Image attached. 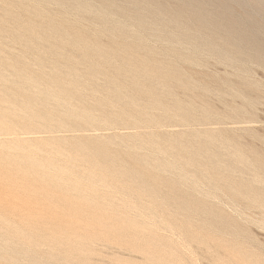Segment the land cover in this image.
<instances>
[{
	"label": "rangeland",
	"instance_id": "rangeland-1",
	"mask_svg": "<svg viewBox=\"0 0 264 264\" xmlns=\"http://www.w3.org/2000/svg\"><path fill=\"white\" fill-rule=\"evenodd\" d=\"M88 205L89 264H264V0H0V264L87 262Z\"/></svg>",
	"mask_w": 264,
	"mask_h": 264
},
{
	"label": "bare ground",
	"instance_id": "bare-ground-1",
	"mask_svg": "<svg viewBox=\"0 0 264 264\" xmlns=\"http://www.w3.org/2000/svg\"><path fill=\"white\" fill-rule=\"evenodd\" d=\"M205 2V1H204ZM206 3V2H205ZM199 5V4H198ZM208 13V12H207ZM205 17V16H204ZM204 22H205V20H204ZM208 22V21H207ZM260 27V26H259ZM253 32V31H252ZM229 35V34H228ZM93 174V173H92ZM98 174V173H97ZM100 175V174H99ZM98 175V176H99ZM106 176V175H105ZM146 178V177H145ZM138 187V186H137ZM146 188V187H145ZM169 191V190H168ZM158 192V191H157ZM167 192V191H166ZM160 193V192H159ZM96 194V193H95ZM116 194V193H115ZM155 194V193H154ZM144 195V194H143ZM157 195V194H156ZM103 196V195H102ZM119 196H120V194H119ZM162 196V195H161ZM106 197V196H105ZM111 199V198H110ZM129 199H131V198H129ZM148 199V198H147ZM127 200V199H126ZM90 201H92V200H90ZM107 201V200H106ZM145 202V201H144ZM189 203V202H188ZM135 204V203H134ZM181 204V203H180ZM186 204V203H185ZM104 205V204H103ZM127 205V204H126ZM149 205H150V203H149ZM172 205V204H171ZM120 206V205H119ZM138 207V206H137ZM167 207V206H166ZM187 207V205L186 206H183V208H186ZM71 208V207H70ZM161 209V208H160ZM203 209V208H202ZM96 210V208L95 207H92V205H88L87 207H84V208H80L79 210H78V212H77V214H81V213H83V214H85V213H90V218L91 219H93L94 217H96V215L97 214H95V211ZM134 210H136V209H134ZM138 210V212H140L139 211V209H137ZM91 212H93L94 214H95V216H93V213H91ZM155 212V211H154ZM76 213V212H75ZM172 213V212H171ZM92 214V215H91ZM136 214V213H135ZM196 214V213H195ZM145 215V214H144ZM148 215V214H147ZM99 216V215H98ZM125 216V215H124ZM135 216V215H134ZM76 217H77V215H76ZM79 217V216H78ZM138 217H139V215H138ZM161 217V216H160ZM175 217V216H174ZM193 217V216H192ZM89 217H87V218H85L86 220L87 219H90ZM97 218V217H96ZM155 218V217H154ZM78 218H75L74 219V221H73V224L71 225L72 227H73V234H74V236L76 237V234H77V232L81 229V231H82V236H80V237H82V239L81 238H79V236H78V240L77 241H74L73 243L75 244V245H77L78 246V244L80 243V242H82L81 244L83 245V247H82V245L81 244H79L80 245V248H83V249H81L80 251H82L84 254V259L87 261V257H88V253H89V249L91 248V245H95L96 243L98 244V242L99 241H102V242H104V241H106V238L107 237H105L104 238V236L103 237H100V233H103L104 235H105V231H103L102 232V230H106V229H108L110 226V228L108 229V230H110L111 228H112V226H113V224L111 223H108V221H106V219L105 218H103L102 217V219L99 217V218H97V221L98 222H93V220H92V222L93 223H90L89 221H91V220H87L86 221V223H84L83 222V225H79L80 223H78V221L80 220V219H78ZM95 219V218H94ZM147 219V218H146ZM150 219V218H149ZM194 219V218H193ZM215 219V218H214ZM96 220V219H95ZM108 220V219H107ZM118 220V219H117ZM164 220V219H163ZM199 220V219H198ZM82 221H85L84 219L82 220ZM113 221V220H112ZM123 221V220H122ZM131 221V220H130ZM154 221V220H153ZM80 222H81V220H80ZM127 222V221H126ZM149 222V221H148ZM72 223V222H71ZM122 223V222H121ZM132 223H134V222H132ZM131 223V224H132ZM154 223V222H153ZM135 224V223H134ZM155 224V223H154ZM157 224V223H156ZM172 224V223H171ZM174 224V223H173ZM95 225H100L101 226V228L99 229V230H101V232H99V230H97V228H95L96 230H94V226ZM115 225H117V224H115ZM115 225L113 226L114 228H116L115 227ZM120 225V224H119ZM118 225V227L121 229V225L119 226ZM130 225V224H129ZM136 225V224H135ZM163 225H166V224H164L163 223ZM81 226V227H80ZM131 226V225H130ZM138 226V225H137ZM157 226H159V224H157ZM185 226V225H184ZM140 226H138V228H139ZM142 227V226H141ZM147 227V226H146ZM114 228L113 229H111L112 231L114 230ZM119 228H118V230H119ZM144 228V227H143ZM159 228V227H158ZM161 228V227H160ZM165 228H168V227H166L165 226ZM222 228V227H221ZM125 229V228H124ZM152 229V228H151ZM156 229H157V227H156ZM117 230V229H116ZM170 230H172V229H170ZM107 231V230H106ZM111 231V232H112ZM125 231V230H124ZM146 231V230H145ZM144 232V231H143ZM79 233V232H78ZM109 233H110V231H109ZM153 233V232H152ZM81 234V232L79 233V235ZM119 234V233H118ZM127 234H129V233H127ZM180 234V233H179ZM178 234V235H179ZM120 235V234H119ZM141 235V234H140ZM173 235V234H172ZM73 236V237H74ZM114 236V235H113ZM121 236V235H120ZM138 236V235H137ZM158 236V235H157ZM174 236H175V234H174ZM180 236V235H179ZM117 237V236H116ZM134 237V236H133ZM147 237V236H146ZM170 237V236H169ZM118 239H121V241L122 240H125L124 238L125 237H123V239L122 238H119V237H117ZM150 238H152V237H150ZM150 238H146V239H150ZM109 239V238H108ZM117 239V240H118ZM154 239V238H153ZM172 238H170L169 239V241L171 240ZM176 239V238H175ZM178 239H179V237H178ZM73 240H75V239H73ZM111 240H112V238H111ZM127 241H128V239H126ZM130 241H122V243L121 244H123V245H121V246H124L125 248H126V250L128 249L129 250V252H133V253H140V254H145L147 251H149V252H151V247L152 248H155L156 249V252H155V250H154V252L156 253V254H154L155 256H159V257H156L157 259H153V263H156V264H159L160 263V261L161 260H163V259H165V264H179V258H177V260H171L170 258H172V256H171V252L173 251V249H168V253L167 254H165V253H162V248L160 247H158V250L160 249V251L161 252H159L158 250H157V248L155 247V245H154V247H153V245L152 246H148L147 245V248H145V246H143L144 244H146V243H144L143 245H142V243H139V242H133V241H131L132 239H129ZM151 240L152 239H150V241L149 242H151ZM173 240V239H172ZM171 240V241H172ZM195 240V239H194ZM193 240V241H194ZM108 241V240H107ZM110 241V240H109ZM163 241V240H162ZM174 241V240H173ZM117 242V241H116ZM118 242H119V240H118ZM125 242H127V243H125ZM153 243H154V241H152ZM199 242H201L200 240H199ZM112 243V242H111ZM163 243H164V241H163ZM173 243V242H172ZM203 243V242H202ZM115 244V243H114ZM140 244V245H139ZM148 244V243H147ZM159 244V243H158ZM161 244V243H160ZM174 244V243H173ZM177 244L179 245V247L180 246H184V247H186L187 245L188 246H190V245H193V243H192V240L191 239H189V238H184V237H182V235H181V237H180V239L178 240V242H177ZM104 245V244H103ZM150 245V244H149ZM201 245V244H200ZM117 246V245H116ZM76 247V246H75ZM79 247V246H78ZM164 247V246H163ZM196 247H197V249H199L201 246H198L197 244H196ZM208 248V247H207ZM201 249H202V247H201ZM79 250V249H78ZM77 250V251H78ZM170 250H172V251H170ZM204 250H205V253H206V256L208 255L207 253H209V251H208V249H205L204 248ZM182 251V250H181ZM95 252V251H94ZM74 253H77V252H74ZM203 253V252H202ZM96 254V253H95ZM126 254V253H125ZM132 254V253H131ZM152 254V253H151ZM180 254V253H179ZM76 255V254H75ZM80 255H82V254H80ZM89 255H91V254H89ZM153 255V254H152ZM151 255V256H152ZM177 255V254H176ZM204 255V254H203ZM154 256V257H155ZM175 256V255H174ZM210 256V255H209ZM76 257V256H75ZM74 257V258H75ZM78 257V256H77ZM79 257H81V256H79ZM90 257V256H89ZM93 257H95V256H93ZM93 257H90V258H93ZM211 257V256H210ZM90 258H89V260H90ZM174 258V257H173ZM176 258V257H175ZM83 259V260H84ZM148 259H149V257H148ZM81 260V259H80ZM83 260H81L82 262H83ZM93 260V259H92ZM211 260L214 262V260L211 258ZM80 261V262H81ZM97 261H99V262H102V263H104V264H121V263H114V262H110L109 260L108 261H106L105 259H101V258H97ZM164 261V260H163ZM162 261V262H163ZM189 262H190V260H188ZM85 262V261H84ZM83 262V264H85V263H87V262H85L84 263ZM247 259L245 258V259H243V263L244 264H247ZM152 263V264H153ZM215 263V262H214ZM74 264H78L77 262H74ZM88 264H89V262H88ZM181 264H188V263H185L184 261L182 262V260H181ZM262 264V263H261Z\"/></svg>",
	"mask_w": 264,
	"mask_h": 264
}]
</instances>
